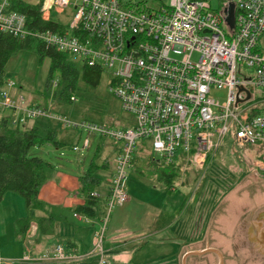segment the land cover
<instances>
[{
	"label": "built area",
	"instance_id": "built-area-1",
	"mask_svg": "<svg viewBox=\"0 0 264 264\" xmlns=\"http://www.w3.org/2000/svg\"><path fill=\"white\" fill-rule=\"evenodd\" d=\"M220 1L218 9H212L210 0L41 1L44 21L69 6L74 13L61 30L35 37L107 72L110 91L135 119L132 128L121 130L74 125L122 143L114 159L106 215L94 233L96 264H110L103 257L104 232L110 210L127 200V172L137 143L147 142L165 164L180 152L197 168L229 131L235 144L264 147V50L258 45L264 33V0ZM0 32L21 39L34 36L23 15L7 10V0H0ZM212 88L226 91L223 103L209 96ZM0 95L3 106L12 108L16 126L40 116L63 119L16 106L7 93ZM87 146L85 139L82 148ZM253 169L264 174V161L256 159ZM56 253L63 257L61 247Z\"/></svg>",
	"mask_w": 264,
	"mask_h": 264
},
{
	"label": "rangeland",
	"instance_id": "rangeland-1",
	"mask_svg": "<svg viewBox=\"0 0 264 264\" xmlns=\"http://www.w3.org/2000/svg\"><path fill=\"white\" fill-rule=\"evenodd\" d=\"M26 1L32 4L38 2V0ZM220 4V0H210L212 9L220 8ZM73 13L72 6H69L60 13L51 14L50 20L57 21L58 23H55L61 26V28L58 26L59 29L55 32L64 28ZM258 45L259 49L264 50V33ZM69 56L68 59L71 60L72 56ZM49 65L48 58L39 63L38 57L33 53L25 50L17 52L5 65L4 84L0 86V94L7 93L8 97L16 102V106L38 108L51 116L62 117L70 124L64 125L63 119L40 116L26 119L21 128H29L33 125L56 133L57 141L61 144L59 147L45 144L29 150L30 156L41 158L54 165L56 171L50 180L57 182L60 174L73 175L79 178L81 184L80 177L84 176L90 163L93 161L96 164L91 176L97 178L99 184L93 185L92 190L97 198L99 195V199L96 213L90 219L98 221L106 215L103 197L109 188L115 168L114 159L121 150L122 143L98 133L88 134L85 129L74 125L91 124L121 130L132 128L135 119L132 114L121 108L118 98L110 91V77L107 72L101 73L95 86L87 84L79 75L70 92L72 101H63L58 99L60 88L56 84L60 80L57 73H54L50 86L46 88ZM209 96L223 103L227 93L225 90L212 88ZM12 112L11 107L3 106L0 95V118H8ZM13 127L15 128L14 124ZM85 139L88 142L87 149L82 148ZM72 147H76L77 150L74 151ZM96 152L98 153L94 158ZM147 154H150L155 161L161 160V156L152 152L147 142L137 143L133 158L143 162ZM256 159L264 161V147L235 144L232 132L229 131L222 139L218 150L202 167L197 168L189 163L181 167V174L184 176L180 181L175 182L172 190L161 183L152 171L146 169L138 171L135 167H130L127 172L128 199L121 204V207L114 206L110 210L111 213L109 212L111 216L108 215L107 223L112 216L115 222L112 227L110 223L106 225L105 238L103 237L102 242L103 257L110 264L175 263L172 261L173 253L180 244L172 242L174 240L151 235L149 240L136 241L137 246L135 242L134 245H130L129 240L150 233L155 226V220L158 219L156 215L160 211L178 212L180 206L184 211L183 219L169 230L176 236L182 233L183 247H191L193 243L203 240L210 216L215 213L217 215L216 218L214 217L216 220L214 231L225 235L219 218H226L227 212H235L238 208L240 210V206L245 207L249 204V199L255 198L256 195H264V186L259 185L258 181L259 178L264 177V174L257 173L253 169ZM186 160L189 162L187 157ZM185 176L188 180H185ZM42 197L48 211L55 215H64L65 220L56 224L52 236L39 237L35 224H32L35 232L32 231L24 239H17L13 234V221L24 216V200L16 193L4 194L0 201V260L10 259L15 255L19 260L2 261L3 263L0 264H96L98 255L94 248L93 252L96 256H88L81 261L72 260V255L64 252L63 247L72 240V234L75 232L79 234L81 240L87 238V228L72 233V187H62L58 195L44 193ZM118 209L119 213L115 218L114 212ZM113 227L117 229L118 234L115 238L116 243L106 241ZM210 241V245L219 246L227 255L226 264H231L230 245L226 242L217 245ZM60 247L62 258L56 253L57 248ZM111 247L114 248L111 250ZM202 259L204 258L200 260Z\"/></svg>",
	"mask_w": 264,
	"mask_h": 264
},
{
	"label": "trees",
	"instance_id": "trees-1",
	"mask_svg": "<svg viewBox=\"0 0 264 264\" xmlns=\"http://www.w3.org/2000/svg\"><path fill=\"white\" fill-rule=\"evenodd\" d=\"M41 1L38 0L37 3L32 4L26 0H7V10L23 15L26 28L34 36L21 39L9 33L0 32V86L4 84V69L8 60L17 52L25 50L35 54L39 63L45 58L49 59L46 88L50 86L54 73H57L60 80L56 84L60 88L58 99L70 101V92L79 75L87 84L95 86L102 71L99 68L88 67L76 58L71 57L69 60L68 54L45 45L35 37L37 33L55 32L60 26L52 20H42L39 12ZM12 116L13 114L8 118H0V201L7 192L16 193L24 200V216L13 221L15 238L24 239L32 224H35L39 237L52 236L55 225L62 220V217L48 211L47 205L38 198V192L40 187L53 177L56 170L50 162L30 156L29 150L45 144L54 147H59L61 144L57 141L56 133L49 129L37 126L21 128L16 125L14 128ZM210 158L211 155L207 157L206 163ZM186 163L191 164L180 152L167 165L162 160H153L151 155L147 154L143 162L133 158L131 167H135L138 171L141 169L152 171L161 183L172 190L175 182L180 181L184 176L181 174V167ZM93 168H96V164L92 161L84 176L80 177L85 202L74 210L75 213L89 218L95 215L98 201L97 197L91 196L92 186L99 184V180L91 176ZM185 180H188L186 176ZM165 220L170 221L162 214L157 221L158 228L166 225Z\"/></svg>",
	"mask_w": 264,
	"mask_h": 264
},
{
	"label": "crops",
	"instance_id": "crops-1",
	"mask_svg": "<svg viewBox=\"0 0 264 264\" xmlns=\"http://www.w3.org/2000/svg\"><path fill=\"white\" fill-rule=\"evenodd\" d=\"M59 176L60 178L57 182L54 180H49L47 183L41 186L42 188L40 187L41 189H39L38 198L45 203L42 197L44 193L58 195L62 187H66V188L72 187V233L74 231L80 230L81 228H87V231H86L87 238H85V240H81L80 237L78 236L79 234L75 232L74 234H72V240H69L63 247L64 252H66L67 254H71L72 260L74 261H81L82 259L88 256H92V255L96 256V254L93 252V248H94L93 247V242H94L93 233H95L94 231H96L97 228L99 227V223L102 219L98 221H93V219H90L87 216L75 213L74 212L75 208L80 205H83L85 202V197L81 193L82 189H81L80 180L79 178L73 175L70 176V175L60 174ZM258 181L260 182L259 185L264 186V177L259 178ZM259 185L256 184V186H259ZM108 189L109 188H107V192L105 193L103 197L104 205H105L106 196L108 194ZM91 192L93 194H96L94 193L93 190ZM98 199H99V195H98ZM127 199H128V195H127ZM248 202L249 204H246L245 207L247 205H249V207L245 208L244 206H240L241 207L240 210L238 208L235 212L234 211L227 212L226 218L225 217L219 218V221L223 224L222 231L224 232L225 235H222V233H218V232L216 233V231H214L215 222H216V220H214V217L217 215V213H215L214 215L210 216L209 224L206 229V234L203 237V240L193 243L192 245H190L191 247H183L182 233L176 236V235H173L169 230L173 227L174 224L181 222L183 219L184 211H183L182 206H180L178 208V212L160 211V213L156 215V217L159 219L160 216L164 214L166 216V219L170 221L167 222L165 220L166 225L158 228L157 226L158 219H156L155 226L153 229H151L150 233H147L146 235H144V237L141 236L138 239L137 238L130 239L129 244L134 245V242H135V245L137 246V242L146 241L147 239L149 240L151 235H158L159 237H165V239H171V240H174L172 242H176L180 244V247L177 249V251L173 253L174 258L172 261L175 262L173 264H226L227 255L224 253V251L219 246L210 245V242H211L210 240H212V242L217 245H220L226 242L228 245H230L229 254L232 256L231 264H246V259H248V257L251 254H253L252 252H250L251 251L250 245L245 242L244 222L246 219V214L251 215L250 221H251L252 227H250L248 230L250 239L256 241L257 243L263 244L264 234L257 233L260 225H256V226L254 225L255 224L254 215L256 214V211L264 209V195H256L255 198L249 199ZM118 207H121V205ZM117 213H119V209L114 212L115 218H116ZM57 216H61L62 220H65L64 215H57ZM219 216L220 215H218V217ZM114 222H115V219L112 216L110 222L108 220V223H110V227L113 226ZM114 228L115 227L111 229L112 232L110 233V237L106 238L107 242L111 241V242L116 243L115 238L118 234H117V229H114ZM32 231L35 232L34 225L30 227L26 236H29L30 235L29 233H31ZM113 234L115 235L113 236ZM226 234H228V236H226ZM104 238H105V232H104ZM112 248L114 247H111V250ZM201 258H204V259L200 260ZM12 260L17 261L19 259L17 255H15L13 257H10V259H5L2 261H12ZM2 261L0 263H3Z\"/></svg>",
	"mask_w": 264,
	"mask_h": 264
},
{
	"label": "flooded vegetation",
	"instance_id": "flooded-vegetation-1",
	"mask_svg": "<svg viewBox=\"0 0 264 264\" xmlns=\"http://www.w3.org/2000/svg\"><path fill=\"white\" fill-rule=\"evenodd\" d=\"M227 1L232 2L233 0ZM250 219L251 215L246 214V219L244 222L245 242L250 245V252L253 253L248 257V259H246V264H264V243H257L256 241L250 239V235L248 233L249 228L252 227ZM254 223L255 226L260 225L257 233L264 234V209L256 211V214L254 215Z\"/></svg>",
	"mask_w": 264,
	"mask_h": 264
},
{
	"label": "water",
	"instance_id": "water-1",
	"mask_svg": "<svg viewBox=\"0 0 264 264\" xmlns=\"http://www.w3.org/2000/svg\"><path fill=\"white\" fill-rule=\"evenodd\" d=\"M238 91H241V88H239Z\"/></svg>",
	"mask_w": 264,
	"mask_h": 264
}]
</instances>
